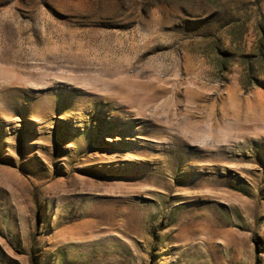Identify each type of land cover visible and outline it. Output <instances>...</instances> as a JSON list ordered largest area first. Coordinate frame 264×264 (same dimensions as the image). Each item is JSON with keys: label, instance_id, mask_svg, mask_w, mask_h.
I'll return each mask as SVG.
<instances>
[{"label": "rangeland", "instance_id": "obj_1", "mask_svg": "<svg viewBox=\"0 0 264 264\" xmlns=\"http://www.w3.org/2000/svg\"><path fill=\"white\" fill-rule=\"evenodd\" d=\"M0 264H264V0H0Z\"/></svg>", "mask_w": 264, "mask_h": 264}]
</instances>
